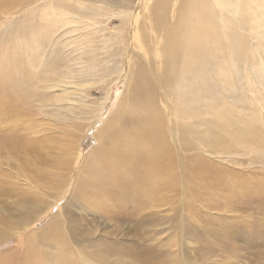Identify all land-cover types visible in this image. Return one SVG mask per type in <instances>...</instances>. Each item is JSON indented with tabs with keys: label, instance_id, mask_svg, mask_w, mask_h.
Here are the masks:
<instances>
[{
	"label": "rangeland",
	"instance_id": "obj_1",
	"mask_svg": "<svg viewBox=\"0 0 264 264\" xmlns=\"http://www.w3.org/2000/svg\"><path fill=\"white\" fill-rule=\"evenodd\" d=\"M101 1L97 13L89 8ZM115 5L121 0H0V90L10 97L0 105V229L23 224L20 230L31 234L24 240L30 246L26 259H38L34 264L71 262L68 253L47 256L62 242L61 233L72 241V249L87 252L76 258L78 264L91 257L99 264H264V0L243 1L239 32L247 53L237 58V70L218 75L225 85L211 103L203 104L194 132H189L197 137L182 148L183 155L172 147L168 152L166 147L157 153L150 149L146 163L136 169L139 127L116 121L114 107L104 126L109 136L101 152L123 162L112 165L100 156L85 166L82 159L91 152L86 149L73 183L80 137L101 103L107 104L103 111L111 108L124 90L115 75L107 84L110 53L118 45L114 33L127 19ZM68 15L78 16L81 23L69 26L54 46L48 28ZM80 41L81 48L76 45ZM185 122L190 124L188 116ZM94 142L87 135L81 146ZM61 143L73 153L63 151ZM139 149L147 152L148 144ZM65 181L73 183L72 220H62L58 226L63 229L46 233L36 227L46 219L42 215L24 229L38 215L35 208L42 213L57 199ZM106 192L117 197L114 205L102 202ZM154 201L158 207L153 210H162L163 217L155 229L162 232L159 241H144L138 235L140 217L142 209L151 211ZM149 216V224L157 221ZM79 226L98 227L101 236L92 239L96 235L91 233L92 240L79 242ZM11 243L3 241L0 250ZM24 252L18 245L0 264H27Z\"/></svg>",
	"mask_w": 264,
	"mask_h": 264
},
{
	"label": "bare ground",
	"instance_id": "obj_2",
	"mask_svg": "<svg viewBox=\"0 0 264 264\" xmlns=\"http://www.w3.org/2000/svg\"><path fill=\"white\" fill-rule=\"evenodd\" d=\"M129 1L126 3V0H121L120 6L115 5L117 10L123 12L122 14L126 13L127 19H125V26H122L124 28H118V32L114 33L113 38L115 42H118V45L115 50H111L112 66L107 73V80H109L107 84L112 81V77L115 75L117 77L116 83L122 81L124 90L111 108L109 106L107 110L103 111L107 104L105 100L101 103L94 120L80 137L76 151L74 148L75 162L71 169V174L75 176L73 183L77 174L82 170L80 162L86 149L91 152L88 153L87 158L83 157L84 159H82L85 166L91 159L95 162L100 156L108 158L113 163L112 165L123 162L121 157L113 158L107 151L101 152L105 140L109 136V132L104 131V126L114 107L116 121L121 124L136 123L139 127L135 134L138 156L136 169L137 167L140 168L142 163H146L150 149L157 153L162 147H166V152H168V147H172L181 152L182 148L188 145V142L197 137L195 133L189 136V132H194L193 125L198 122V114L202 112L203 104L205 102L211 103L215 94L219 93L216 92L219 87L225 85L218 79V75L225 76L228 71L237 70V58L247 53L244 49L243 35L239 32L241 31L239 18L244 14L246 8L243 5L245 0ZM103 5L104 1H101L96 7L89 8L97 13ZM52 8L55 6L53 5L50 9L49 22L52 18ZM95 21L99 20L96 19ZM78 23H81V19L76 15H68L61 21L55 20L54 27L48 28L52 31L51 36H53V40L51 38L50 42L55 46L57 37L69 26ZM79 35H83V32H80ZM82 44V41L76 43L80 48ZM125 44L126 50L123 57ZM209 77L216 84L211 82ZM150 79L151 82H149ZM4 100L9 101L10 97L5 90H0V105ZM59 108L58 111L61 112ZM186 116H188L190 124L185 122ZM191 118L195 119L192 121ZM93 127H95L94 132L92 131ZM58 132L60 133V130ZM87 135L93 137L95 142L87 148H82V140ZM76 136L75 134L71 136L73 143ZM146 144H148L149 150L143 153L139 148ZM59 146H63V151H67V154L68 151L73 153L67 143H61ZM35 150L40 151V148L37 147ZM132 161L136 163L135 159ZM40 167L37 166V168ZM30 169L37 172L35 166ZM31 178L35 179L33 175ZM64 184L66 186L60 191L57 199L42 213L40 207L33 210V213L37 211L39 213L25 222L24 229L30 223L35 225L34 223L41 219L42 215L46 219H43L36 227L46 233H54L63 229L58 226L62 220H66V223L69 219L72 220L69 210L72 185L66 181ZM61 196L64 198L63 201L60 200ZM104 196H106L105 200H102L104 205H106V201L114 205L115 200H117L116 196L109 195L108 192ZM120 203L122 205L124 200L121 199ZM157 207L158 204L154 201L150 205L152 208L150 212L146 213V210L142 209L139 222L141 232L138 235L144 241L151 240L153 237L155 241H159L158 238H160L162 231L155 228L163 217L161 216L162 210H153ZM52 209H54L53 212H50ZM147 214H150L149 217H153L157 221L149 224L148 218L145 217ZM21 226L20 229H23V224ZM20 229L19 227L15 229V226L0 229V245L3 241L12 239L8 249L0 250V262L5 259L6 252L21 244L24 247L23 255L27 264H34L38 260L36 258L26 259L30 258V246L24 245L25 238L31 234H25L24 230ZM151 230H155L153 235L149 234ZM144 231L147 234H143ZM32 232L34 233V231ZM91 233L96 235L92 239H99L101 236L98 227H95L94 231L91 228L85 230L84 226H79L75 238L79 242L85 238L87 243L92 240H88ZM61 240L62 242H60ZM59 242L60 245H53L47 256L62 257L68 253L71 255V262L66 263L64 261L63 264H78L76 258L87 254V252L72 249L70 245L72 241L64 233L60 234ZM45 245L51 247L49 244ZM74 245L75 242H73V247H75ZM102 256L95 258L99 259ZM92 258L85 259L82 264H99L92 262ZM95 258L93 260H96ZM15 264L23 263L16 262Z\"/></svg>",
	"mask_w": 264,
	"mask_h": 264
}]
</instances>
